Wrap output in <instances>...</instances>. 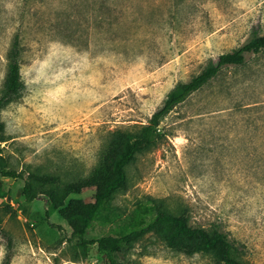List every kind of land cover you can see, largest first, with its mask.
I'll list each match as a JSON object with an SVG mask.
<instances>
[{
  "label": "rangeland",
  "instance_id": "rangeland-1",
  "mask_svg": "<svg viewBox=\"0 0 264 264\" xmlns=\"http://www.w3.org/2000/svg\"><path fill=\"white\" fill-rule=\"evenodd\" d=\"M15 32L23 89L0 110V154L15 171L0 174V264L5 233L9 264H107L96 243L71 237L60 208L45 215L50 185L40 176L83 184L64 206L93 201L88 180L103 154L123 153L175 83L264 33V0H0V92ZM158 129L156 144L124 166L126 186L98 208L86 237L126 232L161 202L192 226L225 232L245 264H264V49L221 69ZM120 260L219 264L155 234Z\"/></svg>",
  "mask_w": 264,
  "mask_h": 264
},
{
  "label": "trees",
  "instance_id": "trees-1",
  "mask_svg": "<svg viewBox=\"0 0 264 264\" xmlns=\"http://www.w3.org/2000/svg\"><path fill=\"white\" fill-rule=\"evenodd\" d=\"M262 49H264V33L253 37L231 51L220 53L189 80L175 83L166 93L161 104L152 112L148 121L142 125V134L135 138L123 153L117 155L108 151L103 154L99 166L88 180L90 184L96 186L93 201L82 203L78 200H71L64 206L65 198L70 193L78 192L83 184L80 182L63 183L55 175L40 176L41 183L50 185L45 192L48 198L45 215L49 216L53 211L60 208V213L72 228L71 237L76 238V241L82 245L96 243L97 252L107 264H121L120 257L127 253L135 242L148 234H155L165 246L186 254L206 252L212 254L219 264H245L235 255L233 244L225 232L214 227L207 230L202 226H192L185 211L180 214L169 213L162 208L161 202L153 204L155 213L148 221L119 235L104 234L97 238H87L86 234L91 219L98 208L111 197L113 192L126 186L124 166L134 160L137 153L156 144L160 138L161 133L158 125L162 118L174 106L215 77L221 69L227 66L244 65L247 54L259 52ZM22 50L23 46L19 34L15 32L5 54L7 63L0 92V110L9 100L19 95L23 89L20 74ZM5 140L4 123L0 120V143ZM0 174L15 176V171L8 167L1 154ZM33 181L31 175L24 181L23 193L28 201L37 195ZM1 191L2 186L0 184V194ZM5 236L8 251H6L1 264H9L10 261L11 238L6 233Z\"/></svg>",
  "mask_w": 264,
  "mask_h": 264
}]
</instances>
